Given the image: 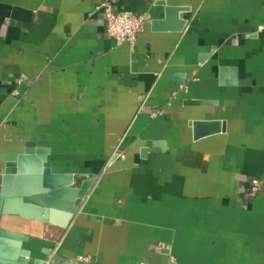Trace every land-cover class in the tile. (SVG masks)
<instances>
[{
	"label": "crops",
	"instance_id": "1",
	"mask_svg": "<svg viewBox=\"0 0 264 264\" xmlns=\"http://www.w3.org/2000/svg\"><path fill=\"white\" fill-rule=\"evenodd\" d=\"M104 1L0 0V174L29 143L44 187L93 179L65 227H0L27 263L264 264V0H111L148 17L133 47Z\"/></svg>",
	"mask_w": 264,
	"mask_h": 264
},
{
	"label": "water",
	"instance_id": "2",
	"mask_svg": "<svg viewBox=\"0 0 264 264\" xmlns=\"http://www.w3.org/2000/svg\"><path fill=\"white\" fill-rule=\"evenodd\" d=\"M181 10L166 9L167 22L174 21L176 26L173 30L176 31H181L185 24L177 18ZM199 104L190 102V105ZM215 124L193 122L194 138L219 132ZM47 153V149H34L28 143L15 161L6 164L4 172L0 174V221L3 216H18L65 227L76 213L93 179L84 180L79 188L68 185L57 189L44 187L43 164ZM21 241H26V237L13 239L0 227V264H45L43 260L27 263L30 252L19 248Z\"/></svg>",
	"mask_w": 264,
	"mask_h": 264
},
{
	"label": "built area",
	"instance_id": "3",
	"mask_svg": "<svg viewBox=\"0 0 264 264\" xmlns=\"http://www.w3.org/2000/svg\"><path fill=\"white\" fill-rule=\"evenodd\" d=\"M94 9L102 15L106 32L117 45L128 43L133 47L138 33L142 31L148 20L145 14H136L127 10L114 11L111 0L99 3ZM14 95H18V93L15 92ZM260 186L259 181H252L248 195H256Z\"/></svg>",
	"mask_w": 264,
	"mask_h": 264
}]
</instances>
